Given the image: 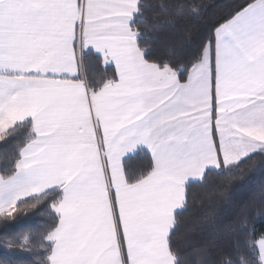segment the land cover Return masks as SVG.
Instances as JSON below:
<instances>
[{"label":"snow or ice","instance_id":"snow-or-ice-1","mask_svg":"<svg viewBox=\"0 0 264 264\" xmlns=\"http://www.w3.org/2000/svg\"><path fill=\"white\" fill-rule=\"evenodd\" d=\"M184 7L0 0V217L40 206L38 243L7 240L34 264H185L172 236L189 189L264 154V0L214 26L188 64L151 59L168 21L150 14ZM89 55L111 74H82ZM138 152L147 167L129 174ZM241 233L218 264H264V232L245 217Z\"/></svg>","mask_w":264,"mask_h":264},{"label":"trees","instance_id":"trees-1","mask_svg":"<svg viewBox=\"0 0 264 264\" xmlns=\"http://www.w3.org/2000/svg\"><path fill=\"white\" fill-rule=\"evenodd\" d=\"M153 8L160 3L176 0H149ZM185 5L179 14L151 15L150 19L168 21L151 33V59L164 61L170 56L177 67L188 64L193 53L208 33L223 23L242 4L251 0H180ZM190 5H195L193 12ZM151 13V10H150ZM83 74L88 79L110 75L112 69L89 55L83 61ZM186 75V74H185ZM4 145L0 142V155ZM143 152L128 156L124 167L129 174H140L147 167ZM42 209L28 207L14 213V218L0 217V264H34L36 256L19 246H9L8 239L30 234L39 241V229L47 217ZM249 220V229L255 225L257 234L264 232V154H254L241 163L231 175L209 173L203 183L193 185L188 193L187 211L179 217L172 236L174 250L185 264H218L222 254L229 252L237 238L243 240V220ZM42 251V250H41ZM205 253L208 255L205 256Z\"/></svg>","mask_w":264,"mask_h":264},{"label":"crops","instance_id":"crops-1","mask_svg":"<svg viewBox=\"0 0 264 264\" xmlns=\"http://www.w3.org/2000/svg\"><path fill=\"white\" fill-rule=\"evenodd\" d=\"M102 62V61H101ZM103 64V63H102ZM104 65V64H103ZM81 73L83 74V68H81ZM132 155V154H131ZM127 157L124 158V160L126 159Z\"/></svg>","mask_w":264,"mask_h":264}]
</instances>
